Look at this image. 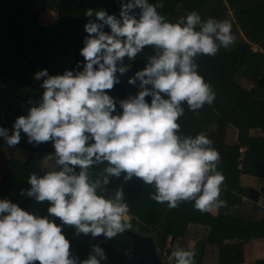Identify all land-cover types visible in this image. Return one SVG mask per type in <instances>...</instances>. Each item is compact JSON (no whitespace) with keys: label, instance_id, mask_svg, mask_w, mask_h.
Instances as JSON below:
<instances>
[{"label":"clouds","instance_id":"1","mask_svg":"<svg viewBox=\"0 0 264 264\" xmlns=\"http://www.w3.org/2000/svg\"><path fill=\"white\" fill-rule=\"evenodd\" d=\"M163 7L161 0H121L119 17L105 8L86 9L84 14L96 19L84 25L89 35L80 49L82 69L55 75L46 68L35 72L36 80L43 77L39 101L29 99L28 114L14 120L11 134L0 126V137L9 146L20 142L21 132L29 143L53 142L55 152L45 158L53 166L43 175L31 172V187L21 194L50 202L48 213L63 222L0 199V264H101L107 256L99 243L85 259L72 255L62 226L107 238L129 229L122 188L113 196L102 194L122 172L125 181L135 176L151 185V198L167 202L168 208L193 201L194 208L210 211L226 203L220 198L225 177L218 169L219 151L203 131L195 136L180 133L178 121L184 103L198 110L214 102L216 93L198 72L196 57L230 48L236 40L232 23L203 19L196 10L172 22L158 11ZM149 45L154 54L128 79L134 85L139 80L140 90L119 99L122 112H117V99L105 90L120 82L118 72L128 70L125 57L131 60ZM103 162L105 167L93 179L91 167ZM195 255L177 244L169 258L175 264H195Z\"/></svg>","mask_w":264,"mask_h":264},{"label":"trees","instance_id":"2","mask_svg":"<svg viewBox=\"0 0 264 264\" xmlns=\"http://www.w3.org/2000/svg\"><path fill=\"white\" fill-rule=\"evenodd\" d=\"M179 0H161L163 8L158 11L165 15L169 21H177L176 6ZM189 11L197 12L204 6L203 0H181ZM237 20V24L245 30L249 38H259L264 40V1L253 0H227ZM155 2V0H152ZM218 13L228 14L227 8L219 0ZM121 0H0V101L16 99L17 104L14 106L10 100L6 105L0 108V125L9 129L11 134L14 120L20 115H27L30 107L29 99L37 103L43 89L40 84L43 80L38 81L34 78V73L44 68L48 69L50 75L62 74L66 69L83 67L84 57L80 49L84 46V37L89 35L84 25L89 19H96L95 16L88 17L84 13L86 9L105 8L110 14H116L119 17ZM54 8L59 9L60 16H68L64 23L63 36L59 39L61 50L57 59H47L36 55V48H44L47 45V39L44 33L50 28L39 24L42 16L47 15ZM139 11L138 9L136 10ZM203 19L205 17L198 12ZM219 19L220 16H215ZM236 28V24H232ZM106 31H110L105 26ZM59 48V49H60ZM47 52V49H46ZM154 54V47L149 45L137 54L133 59L125 57L124 63L129 64L128 70L121 76L120 82L114 84L112 89L105 90L111 96L117 99L116 111L122 112L119 107V99H126L129 96H135L140 90L139 80L137 83L130 84L129 77L133 76L137 70L147 65V56ZM203 55L196 57L198 72L202 74L206 81L210 82L216 93L212 104H205L198 110H190L186 103L183 104L185 109L183 115L179 118L181 128L180 133L184 135L195 136L203 131L213 141V146L220 153L218 169L222 172L225 179L221 186V193L229 196L232 200L240 201V197L230 191V188L238 185L240 171L238 170V146L228 145L225 143L227 123L241 121L243 124L236 127L239 129L238 140L240 145H246V160L244 161V170L251 163L252 173L258 177L264 178V139L248 138V129L260 127L264 131V101L255 99L256 88L249 92L234 81V74L245 71L252 58L258 56L264 60V53H255L252 51L250 44L241 42L234 49L221 47L212 61L207 58L203 60ZM255 56V57H254ZM207 60V61H206ZM78 62H80L78 64ZM119 63V62H118ZM255 72L259 73L257 70ZM151 87V85H148ZM146 99L150 102L151 97ZM221 109L219 116L220 125L218 129L209 130L205 122L208 121L211 111ZM235 126V124H234ZM243 126L245 128H243ZM3 139V138H2ZM0 140V146L2 145ZM28 152L23 162L13 160L12 157L7 160V168L0 167V198H7L14 203L19 204L25 210L36 215L50 216L47 211L48 201L39 202L26 194H21V189L27 190L31 187L28 182V176L31 172L43 175L47 169L40 163L34 155L35 152H54L52 141L41 142L39 144L29 143L27 135L21 132V140L16 145ZM107 162L93 165L90 169V175L95 179ZM125 173L120 177H112L110 183L104 186L105 196H113L118 188L124 192V200L128 204V213L138 218L139 222L145 227H153L155 232V243L157 245V254L163 264V250L167 243L172 247L179 244L186 246V240L182 239L187 234L188 227L192 222H201L210 228V234L205 241L211 244H217L228 251L232 258L224 256V249L221 250L220 260L226 262H240L243 258L241 246L250 240L252 235L260 232L263 235L264 222L257 225H245L238 227L237 222L240 220L229 218L230 222L224 217H212L207 211H200L193 207V201H181L175 208H168L167 202L159 203L153 200L150 193L154 192L151 185L145 184L142 178L131 177L125 181ZM245 190L239 188V193ZM56 223L63 222L59 217H51ZM62 232L69 239L71 245V254L85 259L88 257L93 244H104L110 241L111 245L119 248L117 252V264H136L142 259L140 256L130 257L128 254L133 249L132 237L124 232L118 233L112 238H107L103 234L93 237L90 233L84 234L77 232L74 225L64 224ZM236 240L232 245V251L226 247V240ZM203 245L199 247L202 252ZM172 249L168 251L170 255ZM223 252V254H222ZM241 254V255H240ZM109 257V256H108ZM106 260H101L105 264ZM35 264H39L36 261ZM172 264H175L173 259ZM264 264V263H263Z\"/></svg>","mask_w":264,"mask_h":264},{"label":"crops","instance_id":"3","mask_svg":"<svg viewBox=\"0 0 264 264\" xmlns=\"http://www.w3.org/2000/svg\"><path fill=\"white\" fill-rule=\"evenodd\" d=\"M254 50V49H253ZM248 68V67H247ZM246 71V70H245ZM245 71H241L240 74L235 75L234 81L236 84L240 85L244 89H246L249 92H252L256 88V95L255 99L264 101V79L263 76L257 75L255 73H252L250 75H246ZM235 124V126H234ZM236 124L241 125L243 124L241 121L237 122H231L228 121L226 127V137H225V143L228 145H236L244 146L248 150V147L246 145H240V142L238 140L239 136V129L236 127ZM243 128H245L243 126ZM216 129H214L215 131ZM248 138L250 139H264V131L260 127H252L248 129ZM246 160V155H245ZM251 165V163H249ZM248 166L240 171L239 178H238V185L233 186L230 188V191L234 194L238 195L241 199L240 201L232 200L229 198V196L225 195V193L220 194V198L226 201V203L223 206H220L218 208H214L210 211H207L212 217H226L225 220L230 222L229 218L240 220L237 222L238 227L241 228L242 224L245 225H257L260 227V223L264 222V211H259L255 208H253L252 203L249 201H246V199H250V190L255 189L257 191H261L262 188H264L261 185V177H258L254 173H252L251 166ZM239 188H242L245 190L243 193H239ZM210 228L209 226L205 224H201V222H192L189 225L190 229H196L201 234H205L204 238L199 239V244H194L196 247V257H195V264H263L264 263V230L263 235L260 232L257 235H252L250 240H248L246 243H244L241 246L242 249V255L239 258H243L240 262H226L222 263L220 260L221 250L224 249V256L230 259L231 261V254L226 251L225 248H222L221 246L217 244H211L209 242L205 243L207 241L209 234H210ZM182 239L188 241V237L184 236L181 237ZM190 240L188 241V244L186 245V248H189L193 243H190ZM236 240H226L225 243L227 244L226 247L229 251H232V243H235ZM203 245L202 252H199L200 245ZM170 245V244H169ZM176 245L173 247L170 245V249H174ZM222 252V254H223Z\"/></svg>","mask_w":264,"mask_h":264},{"label":"rangeland","instance_id":"4","mask_svg":"<svg viewBox=\"0 0 264 264\" xmlns=\"http://www.w3.org/2000/svg\"><path fill=\"white\" fill-rule=\"evenodd\" d=\"M204 1H205L204 6L199 11H201L205 19H207L208 17H215L219 15L220 16L219 19H228L231 21L232 24H236V28L232 27V31L236 37V40H235V43L228 49H234L239 45V43L246 42L250 44L253 52L263 53L260 48V43L262 42L260 37L254 38V40L249 38L248 33L237 24L234 10H233V15L230 13L228 14L218 13L217 9L219 6V3H218L219 0H204ZM253 1H260L262 3L264 0H253ZM176 11H177V15H176L177 19L180 16L185 15L188 12L186 4L183 1L179 0L176 6ZM58 13H59V9L54 8V10H51L47 15L42 16V19H40L39 21V24L41 26H46L50 29L47 33H44V37L47 39V45L44 48H36L35 53L36 55L40 57H46L48 60L57 59L58 57L57 54L61 50H63L60 48L61 46L60 43L63 44L64 41L59 39V35L63 36V29L65 28L64 23H66V20L69 17L60 16ZM46 49H47V52H46ZM214 57L215 55L214 56L213 55H203V60L207 58L208 61H212ZM254 70H257L259 73L255 72ZM240 72L235 73L234 77L235 75L240 74ZM246 72H249V73H246ZM244 73H246V75L255 73L257 75L263 76V79H264V60H261L258 56H256V58L254 59L252 58L250 65L248 66V68L246 69ZM9 100L14 106L17 104L16 99L9 98L7 101L1 100L0 101L1 110L6 105V102H8ZM220 114H221V109H216L215 112L211 111V115L209 116L208 121L205 122L209 130L218 129V126L220 125V122H219ZM54 152H35L34 155L39 159L40 163H42L44 167L50 168L53 166L52 162L46 160L45 158L47 157L49 153H54ZM27 155H28V152H26L24 149H21L20 147L16 145L9 146L5 142L4 138L2 139V145L0 146V167L1 168H4V169L7 168L8 166L7 160L9 158L12 157L13 160L23 162L26 159ZM127 215H128V222L130 223L131 227L126 230H131L142 236H150V237L155 238V232L153 230V227H145L139 222L136 216L131 215L129 213H127ZM204 235H205L204 233L201 234L196 229L189 230V227H188V231L185 236L189 238L188 239V241L190 240L189 244L193 243L191 246H189V248L193 249L195 251V254H196V247L194 244H199L198 243L199 239L204 238L205 237ZM188 241L186 242L187 244H188ZM100 246L105 250L107 258L111 257V259H108L109 261H106L105 264H117L116 257H117V252L119 251V248L112 246L109 240ZM163 264H172V262H168L167 259L163 257Z\"/></svg>","mask_w":264,"mask_h":264},{"label":"water","instance_id":"5","mask_svg":"<svg viewBox=\"0 0 264 264\" xmlns=\"http://www.w3.org/2000/svg\"><path fill=\"white\" fill-rule=\"evenodd\" d=\"M260 48L264 53V40L260 43ZM264 192V188L261 191L255 189L250 190V198L257 199L260 193ZM127 233L132 237L133 249L128 254L130 257L140 256L142 259L136 264H162L157 254V245L153 237L142 236L131 230H127ZM130 264V263H128Z\"/></svg>","mask_w":264,"mask_h":264},{"label":"built area","instance_id":"6","mask_svg":"<svg viewBox=\"0 0 264 264\" xmlns=\"http://www.w3.org/2000/svg\"><path fill=\"white\" fill-rule=\"evenodd\" d=\"M223 5L227 8L228 13L233 15V11L230 8V5L228 3L227 0H222ZM3 137H0V139H2ZM247 149L244 146H239L238 147V170L242 171L244 169V161H245V155H246ZM261 185L264 187V178H261L260 180ZM251 200L246 199V201H249L252 203L253 208L259 210V211H264V192L260 193L259 196L257 197V199H252ZM170 250V245L169 243H167V245L165 246L164 250H163V257L167 259L168 262H172L173 259H170V255H168V251Z\"/></svg>","mask_w":264,"mask_h":264}]
</instances>
